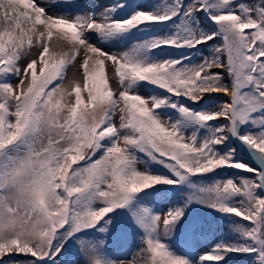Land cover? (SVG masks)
I'll return each mask as SVG.
<instances>
[{"label": "snow or ice", "instance_id": "6c2138e0", "mask_svg": "<svg viewBox=\"0 0 264 264\" xmlns=\"http://www.w3.org/2000/svg\"><path fill=\"white\" fill-rule=\"evenodd\" d=\"M245 154L264 163V0H0V264H264Z\"/></svg>", "mask_w": 264, "mask_h": 264}, {"label": "rangeland", "instance_id": "374dc122", "mask_svg": "<svg viewBox=\"0 0 264 264\" xmlns=\"http://www.w3.org/2000/svg\"><path fill=\"white\" fill-rule=\"evenodd\" d=\"M81 3H90V4H103L105 3V0H80ZM218 43V41H217ZM205 54H209V53H205ZM73 69L71 67H69L68 69V75L71 76ZM113 87H115V84H113ZM248 158L253 159V157L248 156L247 154H245ZM258 162L260 163H256L257 165L260 166H264V163H261V161L259 159H257ZM255 164V165H256ZM175 194V193H174ZM172 194V195H174ZM191 207V211L188 213L189 217H206V216H210L211 219H217V217L211 212V210L208 209H204L199 205H194V206H190ZM116 216V225L117 227L111 229V234L107 237V244L114 242L116 240H118V238L120 237L121 233L123 231H127V232H132L131 236H130V243H133L136 239V236L133 233L132 230V226L129 224V219L126 215L122 214V210H117V213L114 214Z\"/></svg>", "mask_w": 264, "mask_h": 264}, {"label": "trees", "instance_id": "16d2710c", "mask_svg": "<svg viewBox=\"0 0 264 264\" xmlns=\"http://www.w3.org/2000/svg\"><path fill=\"white\" fill-rule=\"evenodd\" d=\"M245 160L249 161L248 159H246L245 156ZM159 207V205L157 206ZM205 220H207L208 222L212 223L213 226V231H216V229L219 227V225L216 224L217 220H212L210 218H204ZM224 229H225V234L227 232V225H223ZM130 233H126L123 236H121L119 238V240L114 241L112 244L106 246L108 248V251L110 253H112L113 255H117V256H121V257H130V251H135L136 248L134 247V245L136 243H138V238L136 239V242L134 243H130ZM230 264H245V261L243 259V257H237L234 258Z\"/></svg>", "mask_w": 264, "mask_h": 264}]
</instances>
